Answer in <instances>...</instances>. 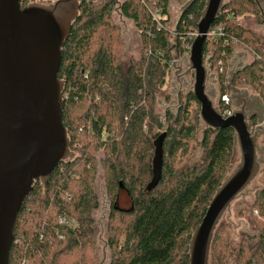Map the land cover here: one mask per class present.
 Listing matches in <instances>:
<instances>
[{
	"label": "trees",
	"instance_id": "1",
	"mask_svg": "<svg viewBox=\"0 0 264 264\" xmlns=\"http://www.w3.org/2000/svg\"><path fill=\"white\" fill-rule=\"evenodd\" d=\"M24 1L20 0L22 7ZM173 1L181 10L172 30L164 28L170 20V0H124L119 5L120 14L135 23L142 42L140 59L130 61L125 71L119 57L123 40L112 20L115 0L79 4L57 73L64 81L62 123L70 150L78 155L60 162L46 183L33 184L16 217L8 264H58L61 252L94 246L91 215L99 200L91 187L96 173L92 153L100 147L110 154L109 189L114 183L131 199L128 209H116L117 197L111 196L108 243L114 253L108 264H189L192 234L225 180L235 133L230 127H201L200 105L191 91L179 94L174 114L156 111L157 93L172 69V51L182 57L187 53L205 6V0ZM155 11L159 24L152 19ZM243 14L263 20L252 0H228L210 26H222L223 33L217 39L205 38L203 55L211 50L209 68L216 71L220 96L231 95L228 78L235 71L232 85L254 86L264 102V53L253 31L238 23ZM240 47L252 53L253 60L232 70L229 62ZM192 103L195 110L190 109ZM231 107L232 102L217 104L220 113ZM255 120L248 121L249 128ZM161 133V178L147 190L153 141ZM191 143L203 150L198 164L182 162ZM255 193L250 210L253 231L241 235L234 264H264V189ZM61 215L75 218L79 229L59 225ZM120 230H125V237L117 248ZM210 248L215 264H226V224L217 226Z\"/></svg>",
	"mask_w": 264,
	"mask_h": 264
},
{
	"label": "water",
	"instance_id": "2",
	"mask_svg": "<svg viewBox=\"0 0 264 264\" xmlns=\"http://www.w3.org/2000/svg\"><path fill=\"white\" fill-rule=\"evenodd\" d=\"M79 1L56 0L22 7L20 0H0V264H8L16 217L33 184L38 180L46 183L60 162L75 158L61 119L64 81L57 73L61 49L78 16ZM223 1L205 0L188 66L185 71L181 67L175 71L177 77L194 75L192 94L200 105L204 127L232 128L240 152L236 169L216 190L192 234L189 264H208L213 234L223 213L259 170L258 130L251 132L248 125L253 117L262 123L259 96L249 99L247 91L234 87L235 71H231L228 86L237 110L223 118L213 105L215 94L206 91L209 76L203 64V45ZM164 136L161 133L153 141L152 178L147 190L161 178Z\"/></svg>",
	"mask_w": 264,
	"mask_h": 264
},
{
	"label": "rangeland",
	"instance_id": "3",
	"mask_svg": "<svg viewBox=\"0 0 264 264\" xmlns=\"http://www.w3.org/2000/svg\"><path fill=\"white\" fill-rule=\"evenodd\" d=\"M54 1L56 0H25L24 3L25 4H29V3H40V4L44 3L45 4L48 2L52 3ZM102 1L103 0H94V3L98 4L99 2H102ZM227 1L228 0H224L223 2L226 3ZM115 2L117 5L114 11L112 12V20L114 24L117 25L118 28L120 29L121 38L123 40V46L121 47L119 57H120L121 65L123 67V71H125L130 61H137L140 59L142 42H141V38H140V35H139V32L137 30L135 23L132 20L127 19L126 17H123L120 14L119 5L122 4L124 0H115ZM262 6H264V4H262ZM168 8H169L170 20L167 23V27L169 30H172L174 28L173 24L178 18V13L181 10V5L177 1L170 0V6ZM237 21L243 28L253 31V34L260 42L261 50L264 53V20H262V22H257L256 18H254L252 15L243 14L237 18ZM239 52H240V55H238ZM210 53H211V50L207 52V54L205 55V58L207 56H210ZM172 54H173L172 60H177V61L172 64V69L170 70L166 78L167 80L166 84L161 89V91L157 93L158 103L156 106V111L160 113L161 115L168 108H169L168 110H170L174 114V112L178 110V104H179L178 97H179L180 92L178 91V88L183 87L181 94L184 95L189 91L192 92V85L194 83L193 74L186 75L187 77L188 76L189 77L185 79L184 84H180L179 86L177 85L178 83L175 81V77H174L176 75L175 71L177 70L178 67H181L182 71L186 70L188 63H189L188 60H189L190 49L188 53H185V55L183 54L184 55L183 57L180 54H176L174 50L172 51ZM235 55H236V58H240L241 66L244 64L246 65L247 63L253 60V54L248 53V51H246L244 47L238 48ZM233 63L234 61L233 59H231L229 62V65L231 66L232 64L233 66ZM203 64L208 69L205 60H203ZM213 72H214L213 74L212 73L210 74V72H208L209 77L207 78V81H206V91L213 92L215 94L212 100H213V105L217 107L218 96H219V93H218L219 85L217 82V76H216L215 69H213ZM253 87L254 86H251L247 83H241L239 87L237 88L241 90V92H244L246 89L250 96H253V97L258 96V93H257L258 91L254 90ZM260 102L263 104V112L260 113L261 116L263 117L262 123L259 124L256 118L255 122L252 123L253 124L252 128H249L251 132H253L254 130H258L257 145L259 147V150H257V160L259 161V170L257 174L255 175V177L245 187L243 192L231 202V204L225 210V212L223 213L219 221V224H226L229 230L230 248L226 256V264L235 263L238 249H239L241 235L244 232L253 231V226L250 221V210L252 208V203L254 200V196L256 194L255 193L256 190H259L261 188L264 189V102L261 99H260ZM232 107H233V112L237 110L233 102H232ZM195 108H196L195 103H192V106L190 107V109L195 110ZM200 124H201L200 125L201 127H204V124L202 123L201 120H200ZM197 137L200 138V131H198ZM147 154H148V151H147ZM74 155L77 156L78 154L75 153ZM92 156H93V162L96 165V170H95L96 173L94 176V180L92 181L91 187L93 188V191L94 193H96L97 198L99 200L98 208H96L92 212V215H91L93 219L92 239H93L94 246L91 247L90 245H88V247L82 248V249L78 248V249H74L71 251H63L61 252L58 258V264H108L110 263L113 257V253H114V249L111 248L108 243L109 241L108 238L111 235V231H109V226L111 225V222H112L110 220V212H111V206H112V201H113L111 200V196L113 195V197L114 196L117 197L119 206L124 207V209L129 208L128 204H129V200L131 199L128 198L129 196L127 194H125L124 189L118 188V186L116 184L114 185V183L112 184V187H111L112 189H109L108 177L110 176V174L107 171V166H108L107 163L109 160L107 158L110 156V154L108 153L107 148L106 147L98 148L97 150L93 151ZM202 156H203L202 148L199 147L198 145H195V143H191L188 147V151L186 155L182 157V162L186 161L191 164H198V162H200V160L202 159ZM115 158H116L115 156L112 157V159L116 160ZM239 162H240V152L235 143L233 155L228 165L225 179L228 176H230L231 173L236 169ZM150 166H151V161H150ZM75 222H76L75 224L77 227L75 228L73 227L72 231H76L79 229L78 221L76 220ZM116 224H119L124 228L123 224L121 223H116ZM124 234H125V230H122V231L120 230V233L118 235L117 248H119L120 244L124 240V237H125ZM208 264H215V260L213 258V252L211 250H209Z\"/></svg>",
	"mask_w": 264,
	"mask_h": 264
},
{
	"label": "built area",
	"instance_id": "4",
	"mask_svg": "<svg viewBox=\"0 0 264 264\" xmlns=\"http://www.w3.org/2000/svg\"><path fill=\"white\" fill-rule=\"evenodd\" d=\"M152 19L155 20L159 24V20L157 19L156 11L152 13ZM164 28H168L167 24L164 25ZM222 33H223V27L222 26H217L214 28L209 27L208 31L206 32V38L217 39L218 37H220L222 35ZM195 35L197 36L198 33L196 32ZM189 49H190L189 46H187L186 47L187 53H188ZM204 58H205V55H203V60H205L207 67H210L209 66V56H207L205 59ZM176 61L177 60H173V63ZM219 101L223 102L224 104H229V103L233 102L229 94L221 95V96L219 95L218 96V102ZM232 114H233V107H231L229 109H225L221 113L223 118L229 117ZM75 221H76L75 219L69 218L65 215L59 216L58 220H57L59 225L64 226L70 230H73V227L74 228L77 227L75 224L76 223ZM59 238H62V236L60 235Z\"/></svg>",
	"mask_w": 264,
	"mask_h": 264
},
{
	"label": "flooded vegetation",
	"instance_id": "5",
	"mask_svg": "<svg viewBox=\"0 0 264 264\" xmlns=\"http://www.w3.org/2000/svg\"><path fill=\"white\" fill-rule=\"evenodd\" d=\"M82 1H84V0H81V1H79V3H81ZM89 1H94V0H89ZM259 1V3H257ZM252 2H254L256 5H257V7H258V9H259V13H260V15L262 16V19L264 20V6H262V4H264V0H252ZM259 4V5H258ZM78 11H79V9H78ZM233 59V61H234V63H233V66H232V64H231V66H232V70H236V69H239L240 67H242V66H244V65H240V58H236V56L234 55V58H232ZM211 68V67H210ZM210 68L208 67V72H210V74L212 73H214L213 72V70H210ZM190 75V74H189ZM175 77V81L178 83L177 85L179 86L180 84H184L185 83V79L186 78H188L186 75H181V76H179V77H177V75H175L174 76ZM183 86V85H182ZM183 90V87H180V88H178V91L181 93V91ZM177 95H178V93H177ZM255 97H253V96H251V98H249V99H254ZM168 105V104H167ZM169 109V108H168ZM256 113H258V111H256V110H254ZM251 112H253L252 110H250L249 111V113H251ZM253 118H256V117H253ZM258 128H260V127H258ZM260 131V130H259ZM124 192H125V194H127V192L124 190ZM128 195V194H127ZM129 198V197H128ZM116 205H115V208L117 209V207L118 208H122V209H124V207H121V206H119L118 205V201L116 200ZM129 206L131 205V200H129V204H128Z\"/></svg>",
	"mask_w": 264,
	"mask_h": 264
},
{
	"label": "crops",
	"instance_id": "6",
	"mask_svg": "<svg viewBox=\"0 0 264 264\" xmlns=\"http://www.w3.org/2000/svg\"><path fill=\"white\" fill-rule=\"evenodd\" d=\"M238 55H240V52L238 53ZM236 56V55H235ZM245 91H247L246 89H245ZM247 98H251V96L249 95V93H248V91H247ZM256 97V96H255Z\"/></svg>",
	"mask_w": 264,
	"mask_h": 264
}]
</instances>
